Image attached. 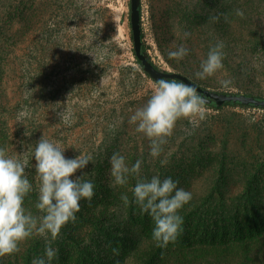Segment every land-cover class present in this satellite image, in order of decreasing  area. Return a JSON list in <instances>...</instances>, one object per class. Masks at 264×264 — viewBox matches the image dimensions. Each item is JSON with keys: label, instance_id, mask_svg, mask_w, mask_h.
<instances>
[{"label": "rangeland", "instance_id": "1", "mask_svg": "<svg viewBox=\"0 0 264 264\" xmlns=\"http://www.w3.org/2000/svg\"><path fill=\"white\" fill-rule=\"evenodd\" d=\"M141 3L160 69L264 98V0ZM0 20L12 134L0 175L31 170L50 216L52 196L96 189L264 194V108L190 102L184 83L147 75L130 0H0Z\"/></svg>", "mask_w": 264, "mask_h": 264}, {"label": "trees", "instance_id": "2", "mask_svg": "<svg viewBox=\"0 0 264 264\" xmlns=\"http://www.w3.org/2000/svg\"><path fill=\"white\" fill-rule=\"evenodd\" d=\"M141 28L143 51L153 62L142 20ZM8 31H0V164L12 139L2 88ZM185 94L180 92L193 102ZM262 194L96 189L71 193L66 202L52 196L60 212L50 216L31 170L0 175V264H264Z\"/></svg>", "mask_w": 264, "mask_h": 264}, {"label": "water", "instance_id": "3", "mask_svg": "<svg viewBox=\"0 0 264 264\" xmlns=\"http://www.w3.org/2000/svg\"><path fill=\"white\" fill-rule=\"evenodd\" d=\"M142 0H130V23L133 33L134 51L137 58L141 61L143 70L155 81H160L164 86L171 87L176 85V80L182 81L190 87L196 94L189 95L192 100H200L202 102H212L219 106L226 102H242L245 104H253L255 106L264 107V99L254 95L236 92H225L211 90L192 80L181 72L167 71L157 67L143 51V39L141 28L140 5Z\"/></svg>", "mask_w": 264, "mask_h": 264}]
</instances>
